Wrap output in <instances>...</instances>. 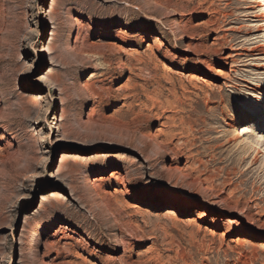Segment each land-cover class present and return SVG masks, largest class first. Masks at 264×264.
<instances>
[{"label":"rangeland","instance_id":"rangeland-1","mask_svg":"<svg viewBox=\"0 0 264 264\" xmlns=\"http://www.w3.org/2000/svg\"><path fill=\"white\" fill-rule=\"evenodd\" d=\"M262 14L0 0V264H264Z\"/></svg>","mask_w":264,"mask_h":264},{"label":"bare ground","instance_id":"bare-ground-1","mask_svg":"<svg viewBox=\"0 0 264 264\" xmlns=\"http://www.w3.org/2000/svg\"><path fill=\"white\" fill-rule=\"evenodd\" d=\"M259 5H262V4H259ZM261 17H263V18H261L262 20H264V14H262L261 15ZM206 69H210V67L209 66H206L205 67ZM257 88H258V90H259V97H258V99H255V101L257 102L256 104H257V107H259L260 105H261V99L263 98V92H264V79H262V80H260L258 83H257V86H256ZM257 137H259V136H255V138H256V140H253V144L252 145H254V147L256 146V143L258 142V139H257ZM254 138V139H255ZM223 203V202H222ZM225 203V205H227L226 204V202H224ZM237 204H238V202H237ZM235 206V208H236V210H238V211H240L241 213H243L244 212V210L246 209V208H242L241 210L240 209H238V207H236L237 205L235 204L234 205ZM239 206V205H238ZM245 206H246V204H245ZM248 206V205H247ZM243 207V206H242ZM243 215V214H242ZM234 222L235 221H231L230 222V224H234Z\"/></svg>","mask_w":264,"mask_h":264}]
</instances>
